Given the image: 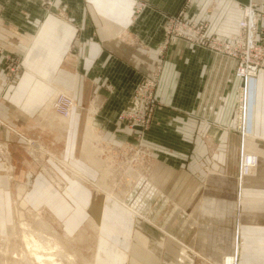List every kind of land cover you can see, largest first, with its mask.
<instances>
[{
  "label": "crops",
  "instance_id": "crops-1",
  "mask_svg": "<svg viewBox=\"0 0 264 264\" xmlns=\"http://www.w3.org/2000/svg\"><path fill=\"white\" fill-rule=\"evenodd\" d=\"M47 2L0 0V136L17 143L30 134L44 136L49 152L56 156L50 161L64 160L92 180L100 178L101 171L83 154L90 122L99 136L98 146L117 149L129 143L148 149L154 160L167 165L161 172L157 162L148 173L162 186L153 197H183L185 213V208L200 207L199 211L193 207L183 222L171 219L161 228L177 238L167 235L172 246L165 248L167 254L175 259L179 254L177 261L166 259L161 264L211 259L210 248L221 241L211 237V225L205 226L203 221L209 219L202 214L222 210L225 223L234 229L239 224L238 210L244 209L243 214L250 205L264 202L263 196H244L243 191L236 201L226 202L230 187L238 186L237 155L242 149L258 153L263 161L253 156L247 159V173L253 164L261 165L258 170L263 174L244 185L245 191L264 194V70L248 80L235 77L233 59L185 40L165 44L164 27L169 17L183 12L189 20L208 23L209 33L227 39L237 30L242 7L255 4L264 9V0H53L51 6ZM18 62L21 68L15 73L10 69ZM148 71L156 77L153 91L157 104L151 124L142 131L120 121L119 115ZM62 88L73 97L75 106L65 129L60 130L64 122L57 115L49 122L45 108L54 99L55 90L62 92ZM241 90L247 129L254 135L250 138L242 137L243 131L239 133L233 124ZM13 154L19 161L18 154ZM228 156L237 158L236 174L228 168ZM60 165L57 172L69 184L66 191L40 172L33 176L26 198L31 207L48 209L64 228L75 225L76 229L85 222V212L75 201L89 199L93 188L71 177ZM171 167H182L186 174L180 173L182 183L169 185L166 193L163 181L170 183L175 174ZM210 170L215 171L214 177L208 174ZM197 172V177L193 176ZM220 174L225 176L223 180L215 177ZM223 181L224 186L219 184ZM243 197L247 198L244 204ZM199 212L200 219L192 222V214L197 218ZM171 223L172 230L168 229ZM196 223L200 225L195 226L191 243L187 234ZM180 225L183 235L177 234ZM182 245L186 251L181 252ZM222 249L213 260H219ZM235 256H229L226 263L233 262Z\"/></svg>",
  "mask_w": 264,
  "mask_h": 264
},
{
  "label": "rangeland",
  "instance_id": "rangeland-1",
  "mask_svg": "<svg viewBox=\"0 0 264 264\" xmlns=\"http://www.w3.org/2000/svg\"><path fill=\"white\" fill-rule=\"evenodd\" d=\"M48 5L51 6V4L49 3ZM19 67L21 68L20 62L15 63V66L13 65L10 70L19 68ZM18 71L19 69L17 70V72ZM62 90L66 91V89L64 88H62ZM54 93L57 94V91L55 90ZM56 94L53 97L54 99L49 100L45 108V109H48L50 113V115L48 114L49 116H47L49 117L48 118L49 122L55 121L56 119L57 113L54 109V102H55ZM130 104L131 103H129L128 106H130ZM50 109L53 111V113L50 111ZM43 114L45 115V112ZM239 114L241 115V113H239L237 109V111L235 112V120L233 124H234V128L240 131L239 133H241L243 129L239 128V125H238L239 117L237 116ZM48 125L50 126L49 123ZM250 130L247 129V131H245L244 133L245 138H248V137L250 138L254 136ZM244 135L243 133H241L242 137ZM29 136L31 137L30 138L27 137L25 141L23 140L19 143L15 142L13 139H9L5 137L4 135L0 136V258H3L4 260L8 259V261L10 259L27 258L28 256H26L25 254L18 253L17 251H15V249H18V250L23 249L22 246L16 245V244L13 246L7 243L8 242L7 238H9L8 230H10L8 229V227L9 228L15 227V229L19 230L20 228H19L18 222L20 221H27L29 223L38 225L39 221L42 220L41 223L47 222L48 225L49 224L52 225L53 227L57 229L60 235H63L62 233L64 232V230H71L72 235L74 237H77V235L81 232V230L84 231L85 229L84 234L86 236L84 235L83 239L81 240L80 239L72 240L74 241L73 245L78 247V254L82 256L83 258H91V256H93L94 254V250H96V254H95L96 257H95L94 264H130L131 258H130L129 251L128 249H125L123 247L124 236L117 238L114 232L108 235L107 231H109L108 229L116 228L117 225H120L123 222V219L120 218V213L123 215L125 223L127 222V225L134 227L136 213L133 210L127 207H124L123 205L118 204V203H117L118 204V207H117L116 202L114 201L112 202V200H110L107 202V205H106L107 218L102 223H99L100 225L98 227V230H94L88 224L89 217H90V210H89V203H86L88 205L87 206L85 202L93 201V198L96 193L101 198L104 197L105 192L97 188L96 185H99V181L100 179H102V175H104L103 173L106 170H108L106 173H109V172L113 173L112 174L113 176L110 173L108 174L112 178H108L109 176L107 174L105 175V176H108L107 177L108 179L106 178L108 187L111 188V190L113 189L112 191L115 193L117 192L120 193V192H123L124 190H129V191H125L126 194L124 195L128 203L129 202L132 203L133 201L136 200L137 197L139 198L140 196L142 209H141V206H139V209H141L145 213V215L149 217L150 220L152 219L154 223L158 225L159 228L156 227L155 225H152L150 222L148 223L143 222L144 237L147 239V242L152 246V249L155 255L159 253L160 259H162L163 262L167 261L168 259H169L168 261L173 259L174 262L178 260L179 254L176 255V259H175L171 254H167L168 253L166 252L167 250L163 247V245H158V243L155 242V239H154V243L152 242L153 236L151 235V232L154 233L156 237L160 236V233H162L161 228L162 227L164 228V226H166L167 221L171 222V219H174L178 223H181L184 220L183 218L185 217L189 218V215L192 213L191 211L193 207H195L194 211H199L200 207H198V205H195V206L193 205L191 209L185 208L183 209L185 211L187 210V212L185 213L184 211H182V208L184 207L183 197L179 199L174 196L173 197L171 196V198L169 199H167L166 197H161L160 195H157L155 198L153 197L155 193H157L159 190L160 191L162 190V187H160L161 183L158 181H154L155 179L150 178L148 173L152 168H155L156 166L155 164L157 162H160L161 172L166 171L167 165H165L163 161L154 160L153 155H151L148 149H141V147L136 146L135 144L127 143L124 146H121L120 148L115 149V148H110L109 146H106V145L98 146L97 142L99 141V138L95 139L96 141L95 145L100 147V150H101L100 156L103 157L104 161H106L107 163L100 161L101 166L99 165V167H100V171L102 172L100 176L101 178H98L97 180L90 179L92 183L95 182L94 184L96 185L92 183H89V184L84 183L85 186L88 185L93 188L91 197L89 199L88 198L81 199L78 202L77 200L75 201L77 206L83 207V210L85 212V222L79 228L74 229L75 228V225H74L72 227L73 229H67V228H64L63 223H61V221H59V219H57V217L54 214H52L48 209L43 208V207L34 208V207H31L28 203L26 195L32 185V182H33L32 178L37 173H40V172L45 173L46 177L62 191H66L67 188L69 187V184L57 172L58 164L60 165V163L56 161L58 163L57 164L55 161H50V158L53 159V156L49 154L50 150L46 146L47 144L45 143L44 136H41V135L38 136V134L36 133L32 135L30 134ZM64 140L65 138L63 139V142ZM41 144L45 148V149L43 148L44 150L41 148ZM14 152L18 154L19 161H17V159L15 158L13 154ZM250 156H253L256 159L258 158L260 161H262L258 153L251 151V150H246V149L240 150L239 154L237 155V158L239 161V168H240L239 174H236L237 158L234 157L232 159V157H229V156L227 157L228 168L230 170L231 169L234 170V173L236 174V177L239 180H238V186L235 187L233 184V188L230 187L231 190L229 191V194L227 195L228 199L226 200V202L232 203L233 201H236V195L238 196L241 195L240 191H243L244 196H250V197L252 196L254 198L260 197V196L264 197V194L254 195L252 191H245V188H247V186H244V185L252 182L253 180L251 179H254L255 177H260L263 174V172L258 170V168L261 165H253V164H251L252 169L250 170V172L249 173L246 172V168H247L246 160L249 159ZM156 159H160V158H156ZM103 164H105L106 166L105 169H104ZM60 166L66 172H68V174L72 177L73 174L71 172L72 171L71 169L70 170L66 169L62 164ZM171 169H172L171 172L175 170L173 172L175 173L174 176L171 177L172 178V180H170L171 182L169 183L167 181L165 182L163 181L166 193H169L168 190L171 189L169 185L171 184L178 185L182 183L180 180L182 177L181 175L185 173L182 167H174V168L171 167ZM19 171H21V176L19 175L20 178L18 176ZM139 171L141 172V174ZM134 172H137L136 176L139 177V179L142 178L143 180L144 178H146L147 180H149V183H145V184L143 183V185L139 187V184H138L139 182H136L134 179L133 181H130V178L133 177ZM208 174H210L211 177H214L215 171L210 170V173ZM197 175H198V172L193 174V176L195 177H197ZM215 177L223 180L225 176L223 174H220ZM15 178L17 180L16 182H14ZM73 178H76V177H74L73 175ZM76 180L80 181L77 178ZM18 182L20 184H17ZM219 184L221 185L223 184V186L225 185L224 181ZM261 190H264V189H261ZM100 191H102V193ZM143 193L144 194L146 193V195H144ZM100 197L99 199L96 200L97 202L101 201ZM246 199H247L246 197H243V200H244L242 201L243 204L246 202ZM113 206H115V208H113ZM17 210H18V213H17ZM243 210L244 209L238 210L239 224L238 225L236 224L234 229H231V227L230 226L228 227L227 224L225 223L226 214L224 215L225 212H223L222 210L219 213L215 212V213H209L205 215L202 214V217L209 219V222H207V220H204V219L203 221L206 223L205 226H207L208 223L211 225V233H210L211 237H214L216 238V240L221 241L219 244H223V246H219V244L217 243H216L217 245H214V246L212 245V247L210 248L211 251L209 250V253L211 254V257H212L211 259L213 260V258H216L214 257V254H217L221 248L223 249H222L221 254L217 256V258H219L218 261H215V260L212 261L210 258H207V260L206 259L203 260L200 257L199 258L197 257L195 259L192 257L193 264H227L226 263L227 258H229V256L234 255V254H236L234 261L233 262L228 261L230 262L228 264H264V225H260V224H264V202H261L254 206L250 205V207L247 209L248 211L245 210L244 213L242 214ZM174 212H176V215L174 214ZM241 214L243 216H241ZM194 216L195 215L192 214V217H191L192 222H193V219H198V220L200 219V212L198 213L197 218H195ZM220 218H222L224 222H222ZM37 219H38V222L36 221ZM34 220L36 222H34ZM188 222L190 223V225H192L190 221ZM254 222L255 223L257 222L260 224L256 225L254 224ZM172 223L168 226V229L170 230L173 229ZM197 224L199 223H196L195 225H193L194 227L190 229V231H188L189 232L188 234L187 232H185V236L187 234V241L191 243H193L192 236L196 232L195 226H197ZM101 226L105 227V229L103 230ZM180 227L176 229L177 234L183 235L184 231L182 230V225H180ZM205 231H206L205 229L201 231L203 232L202 233L203 237L206 235V233H204ZM16 240L17 239L13 238L10 241L16 242ZM180 249L181 251L182 250L186 251L187 247L182 245ZM175 252L177 253V249L175 250ZM178 252H180V250ZM192 252H190L189 255H192ZM247 253L250 255L254 253V255L248 256ZM186 255L188 254L186 253ZM204 255L205 254L203 253V256ZM253 256L254 257L257 256V257L254 258ZM248 257L250 258L252 257L254 259L249 260ZM82 260L80 259L78 264H85V262Z\"/></svg>",
  "mask_w": 264,
  "mask_h": 264
},
{
  "label": "bare ground",
  "instance_id": "bare-ground-1",
  "mask_svg": "<svg viewBox=\"0 0 264 264\" xmlns=\"http://www.w3.org/2000/svg\"><path fill=\"white\" fill-rule=\"evenodd\" d=\"M59 93H61V92H58L56 94V97ZM62 93L70 95V93H68L67 91H62ZM56 97H55V100H56ZM54 106H55V102H54ZM74 106H75V103H74ZM72 112H73V109H72ZM72 112L70 113L69 116H67V115L65 116V115L57 112V118L60 121L64 122V126L62 125L61 126L62 128H60V130L65 129L67 123L69 122L68 120H69V117L71 116ZM245 114L247 115V113H245ZM91 125L92 124L90 122L89 126L87 127L86 133L84 135L83 154H84L86 159H88L90 162L94 163L97 168H100L99 167V165L101 164L100 161H103L104 163H107V162L104 161L103 157L100 156V154H101L100 153L101 152L100 147L95 145V143H96L95 139H98V135L96 133H94ZM244 126H245V129L243 130V134L245 133V131H247V128H248V124H247L246 120H245ZM53 127L56 129L58 126L53 125ZM41 148L42 149L44 148L42 144H41ZM51 156L56 157L53 154H51ZM102 156H103V154H102ZM59 162L66 169L67 168L69 170L71 169L72 174L77 179H79L80 182L88 183V184L92 183V181L87 177V175H84L80 170L75 169V167L70 166L66 161L60 159ZM103 165H104V169H105L106 166H105V164H103ZM143 170H145V169H143ZM107 171L108 170H106L103 173L104 174V175H102L103 180L100 179L99 185L94 184L95 182L92 183V184L96 185L97 188H99L100 190H103L105 192L104 197L101 198L96 193L94 198H93V201H91V202L86 201L85 202V204L89 203V210H90V217H89V221H88L89 226H91V228H93L94 230H98V227L100 225L99 223H102L107 218L106 205H107V202L110 200H112V202L113 201L116 202V204L117 203L121 204L124 207H127V208L133 210L136 213L134 227L127 225V222L125 223L123 215L120 213V218L123 219V222L122 223L120 222L121 224L117 225V227L115 226L116 228H114V229L113 228L108 229L109 230V231H107L108 235L112 234V232H114V234L117 236V238L124 236L123 247L125 249H128V251H129L130 258H131L130 264H132V263L133 264L134 263H136V264H161L162 259H160V254L156 252L157 255H155V253L152 249V246L147 242V239L144 237L143 222H146V223L150 222L153 225H155V224H154V221L150 220L149 217L147 215H145V213L141 210L142 204H141L140 196H139V198L137 197L136 200L133 201L132 203H130V202L128 203V201L124 195L126 194L125 191H129V190H124L123 192H120V193L113 192L112 191L113 189L111 190V188H109L108 184H107V179L112 178L108 175L110 172L106 173ZM101 174H102V172H101ZM106 174L109 177L105 176ZM110 174L112 175L113 173H110ZM140 174H141V172H140ZM136 175H137V172H134L133 177L130 178V181H133V179H134L136 182H139L138 183L139 187L141 185H143V183L144 184L149 183V180H147L146 178H144L142 180V178L139 179V177H137ZM152 187H153V185H152ZM160 187H162V186H160ZM100 192L102 193V191H100ZM143 194H142V196H143ZM144 195H146V193ZM99 197L101 198V201L97 202L96 200L99 199ZM118 204H117V207H118ZM139 206H141V209H139ZM143 207H145V206H143ZM113 208H115V206H113ZM17 213H18V210H17ZM118 215H117V217H118ZM36 221L38 222V219ZM36 221L34 220V222H36ZM41 221L42 220L39 221L38 225H35L33 223H29L27 221H20V222H18L19 228H20L19 230L15 229V227L14 228L8 227V229H10V230H8L9 231L8 232L9 238H7V241H8L7 243L9 245H13V246L15 244L22 246L23 249H20V250L15 249V251H17L18 253L25 254L28 257L27 258L10 259L9 261H8V259L4 260L3 258H0V264H78L80 259L81 260L83 259L82 261H84L85 264H94L95 263L96 250H94V254H93V256H91V258H83L82 256H80L78 254V247L73 245L74 241H72V240L83 239V236L85 235L84 234L85 229H84V231L81 230V232L77 235V237H74L70 230H64V232L62 233L63 235H60L55 227H53L50 224L48 225L47 222L41 223ZM101 228H103V230L105 229V227H103V226H101ZM162 232H163V234L158 236V237H156L154 235V233L151 232V235L153 236L152 242L154 243V239H155V242H157L158 245H163V247L166 249L172 248L171 242H170L171 240L169 239L170 241H168L166 239V237H167V235H169L173 239H176L175 236H172L171 234L165 232L164 230H162ZM12 237L17 239L16 242L10 241L11 239H13ZM122 240H123V238H122ZM10 242L13 244H11ZM76 244H78V243H76Z\"/></svg>",
  "mask_w": 264,
  "mask_h": 264
},
{
  "label": "built area",
  "instance_id": "built-area-1",
  "mask_svg": "<svg viewBox=\"0 0 264 264\" xmlns=\"http://www.w3.org/2000/svg\"><path fill=\"white\" fill-rule=\"evenodd\" d=\"M52 2L48 0L47 4L52 5ZM164 30L167 37L165 44L185 40L230 57L235 61V77L248 80L257 77L259 72L264 70V9H259L255 4L242 7L237 30L227 39L209 33L208 23L189 20L183 12L169 17ZM18 69L15 68L12 71L17 72ZM145 74L147 77L137 86L130 106H127L119 115L120 121L127 122L126 124L132 129L138 127L142 131L151 124L157 104L153 91L156 77L150 71ZM74 103L70 95L61 92L56 97L54 109L60 114L69 116ZM238 112L241 113L237 116L239 128L244 129L246 102L242 90L239 96Z\"/></svg>",
  "mask_w": 264,
  "mask_h": 264
}]
</instances>
